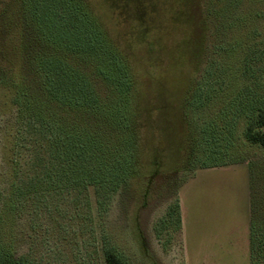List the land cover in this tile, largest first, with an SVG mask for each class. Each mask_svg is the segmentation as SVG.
<instances>
[{
    "label": "rangeland",
    "instance_id": "rangeland-1",
    "mask_svg": "<svg viewBox=\"0 0 264 264\" xmlns=\"http://www.w3.org/2000/svg\"><path fill=\"white\" fill-rule=\"evenodd\" d=\"M8 1L0 0V7ZM80 1L134 77L138 170L103 206L88 188L80 210L71 195L62 197L57 206L64 216L38 210L34 217L27 207L15 224L13 254L30 264H105L108 244L126 264H251V230L264 236V148L250 144L244 131L264 112V18L257 14L264 12V0H220L219 18L210 12L219 0ZM8 12H16L14 2ZM13 33L10 38L0 20V79L7 69L3 57L13 59L19 45V29ZM250 53L255 59L245 72ZM9 101L0 90L3 190L9 134L18 127ZM229 139L228 163L242 157L250 165L202 169L208 155H225ZM18 150L27 170L28 150Z\"/></svg>",
    "mask_w": 264,
    "mask_h": 264
},
{
    "label": "trees",
    "instance_id": "trees-1",
    "mask_svg": "<svg viewBox=\"0 0 264 264\" xmlns=\"http://www.w3.org/2000/svg\"><path fill=\"white\" fill-rule=\"evenodd\" d=\"M221 1L218 10L210 11L212 17H222ZM13 2L16 12L9 14ZM3 4L7 6L0 7V20L10 38L16 28L20 38L13 59L3 57L7 69L0 79V90L9 96L12 119L18 125L9 134L12 156L7 186L5 190L0 187V264H30L13 254L15 224L27 207H33L34 217L38 210L51 217L55 212L61 214L57 205L71 195L80 210L88 202L84 195L88 188L94 189L97 203L103 206L137 173L142 140L137 89L125 56L105 37L101 22L80 0ZM257 14L264 18L262 10ZM253 45L249 44V52ZM250 54L243 60L245 72L255 59ZM31 75L38 79L32 76L30 80ZM198 100L201 103V96ZM253 117L256 120L246 126L245 139L264 148V112ZM20 147L30 155L27 170L18 161ZM232 147L227 140L225 155H208L210 160L201 168L250 165L242 157L228 163L225 158ZM28 173L32 175H22ZM175 207L179 221V205ZM173 215L169 210L167 216ZM250 243L251 264H261L262 231L252 229ZM103 256L105 264H126L108 244Z\"/></svg>",
    "mask_w": 264,
    "mask_h": 264
}]
</instances>
